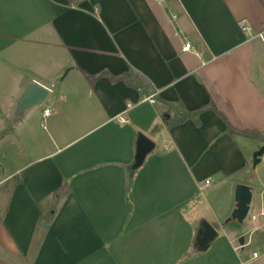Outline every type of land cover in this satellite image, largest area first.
Instances as JSON below:
<instances>
[{"label": "crops", "instance_id": "crops-1", "mask_svg": "<svg viewBox=\"0 0 264 264\" xmlns=\"http://www.w3.org/2000/svg\"><path fill=\"white\" fill-rule=\"evenodd\" d=\"M242 25L264 28V0H0V132L26 79L52 89L0 136V264H264V233L246 254L225 220L264 165L218 112L264 130V43ZM104 70L144 88L85 75Z\"/></svg>", "mask_w": 264, "mask_h": 264}, {"label": "water", "instance_id": "water-1", "mask_svg": "<svg viewBox=\"0 0 264 264\" xmlns=\"http://www.w3.org/2000/svg\"><path fill=\"white\" fill-rule=\"evenodd\" d=\"M52 89L35 80L26 79L22 84V91L16 98L13 107V114L8 120L7 126L0 132L3 136L6 132L11 130L15 124L21 121L28 110L35 106L45 104L50 98ZM155 148V142L144 134H139L136 142V153L134 162L130 167L131 176L134 172L144 163L148 154ZM264 156V144H262L253 154V166L256 167L261 163ZM253 187L246 183H238L235 188V207L231 214L227 217L226 221L237 220L242 223L249 215L252 203ZM201 233L200 239L205 243H209L214 237L218 235L216 227L208 222L202 220L200 223ZM244 243V238L240 239Z\"/></svg>", "mask_w": 264, "mask_h": 264}, {"label": "trees", "instance_id": "trees-1", "mask_svg": "<svg viewBox=\"0 0 264 264\" xmlns=\"http://www.w3.org/2000/svg\"><path fill=\"white\" fill-rule=\"evenodd\" d=\"M79 0H70L71 3H76ZM86 77L90 80V82H94L98 77L102 76V75H109L110 78L112 80H119V79H123L126 83L128 84H134L135 86L139 87L140 89L144 88V83L138 78V76H134V73L132 70L129 71H125L122 74H120L119 76H114V75H110L108 74V72L104 71H100L96 74H90L85 72ZM133 78H135V81H132ZM150 88V87H149ZM213 108L215 110L218 111V108L216 107L215 103L210 101L208 104L204 105L203 107H200L199 109H196L194 111H190L186 114V116H190L195 118L196 115L203 111L204 109L207 108ZM220 113V115L225 119L226 121V126H227V132L231 135H242L248 138H252L258 141H261L264 143V130H260V129H254V128H245V129H240L235 127L234 125H232L230 123V121L224 116V114L221 111H218Z\"/></svg>", "mask_w": 264, "mask_h": 264}, {"label": "rangeland", "instance_id": "rangeland-1", "mask_svg": "<svg viewBox=\"0 0 264 264\" xmlns=\"http://www.w3.org/2000/svg\"><path fill=\"white\" fill-rule=\"evenodd\" d=\"M263 162H264V156H263V161L260 164H258L257 167L261 166ZM258 176L262 183H260L258 179L256 178L254 179L255 190H254V194L252 197V203H251V209H250L249 216L242 223H239L238 221H230V224H238V226L241 225V227L243 226L245 230H247L245 234L246 238L248 237L253 238V243L246 247V252H247L246 254H249V252H251L252 250L256 248L255 242H258L259 239L262 238V235L264 233V227H262L261 225L260 229L250 234L251 230L253 229L255 225L261 224V218H259L260 216L258 217V219L253 220L251 218V215L258 214V212L260 211L261 203L264 206V165L260 167Z\"/></svg>", "mask_w": 264, "mask_h": 264}, {"label": "built area", "instance_id": "built-area-1", "mask_svg": "<svg viewBox=\"0 0 264 264\" xmlns=\"http://www.w3.org/2000/svg\"><path fill=\"white\" fill-rule=\"evenodd\" d=\"M242 30L249 34V39H259V40H261L264 43V28L257 30L255 28L249 26V25H242ZM184 49H193V46L190 43H187L184 46ZM150 97H152V96H150ZM50 113H51V109L50 108H45L44 109V115L45 116H48ZM209 182H210L209 179L206 180V183H209ZM259 216L264 218V210L261 211L260 214H252L251 218L253 220H256V219H258ZM263 227H264V224H263ZM254 254L257 255L256 252Z\"/></svg>", "mask_w": 264, "mask_h": 264}]
</instances>
